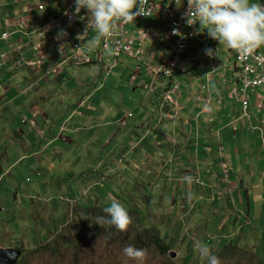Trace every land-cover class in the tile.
<instances>
[{
	"label": "rangeland",
	"instance_id": "obj_1",
	"mask_svg": "<svg viewBox=\"0 0 264 264\" xmlns=\"http://www.w3.org/2000/svg\"><path fill=\"white\" fill-rule=\"evenodd\" d=\"M23 1L10 0L19 5ZM250 2L256 3L252 0ZM149 26L157 28L159 25L148 22ZM131 27L134 29L133 25ZM160 34L167 36V31L162 29ZM165 42L169 43L170 37ZM3 44L0 43V50L6 51ZM149 44L146 42V50ZM154 50L156 55L151 62L148 54L141 59L123 56L119 64L114 66V60L105 55L108 58L104 70L98 64L76 67L75 72L72 68L69 70L70 76L78 75L74 78H79L80 74L85 77L89 75L105 85L100 95H105L106 101H97L96 96L87 105L99 106L100 102L101 111L110 112L111 126L103 128L105 136L109 133L115 137L109 146L104 148L102 141L94 146L86 143L85 147L76 144L67 147L65 143H57L44 151V145L40 144L21 160L18 156L23 155V149L15 150L17 163L0 185V246H21L25 253L21 264H134L124 257L122 249L129 244L135 247L138 243L144 244V234L135 243L137 225H140L136 219L138 215L133 214V225L126 235L113 229L108 234L87 235L85 231L87 223L93 226L98 217L93 214L87 222L86 211L93 209L99 213L110 206L113 197L123 203L129 212L140 213L142 225L153 228V233L161 232V236L170 245L167 254H163L154 244L141 247L148 250L146 264H207L195 250V241L208 244L221 264H264V142L260 139L261 135L249 142L248 148H243L244 143H237L242 146L240 150L236 148L234 151L232 145L224 144V154H228L231 164L216 165L208 174L204 168L194 177L190 173L189 177L193 178L191 183L184 179V166H180V172H175L174 168L178 162L185 163L191 150L176 147L171 152L167 143L164 148H160L159 132H156L153 141L158 145L155 148L159 150L160 157L154 155L155 150L150 152L147 149L146 142V146L139 144L141 137L146 136V141L151 137L147 138L146 132L138 126L147 124L148 128L154 127V124H150L154 118L155 124L166 131L171 126L177 125L180 130L187 126L184 124V111H178L175 120L170 121L177 110L173 104L164 102L160 93L162 88L173 82V85H180L182 93L186 85L199 90L202 86L201 78L206 81L208 75L211 77L220 73L216 71L219 66L214 69L207 61H188L197 65L194 68L200 73L199 77L193 76V69H189V63L182 58L172 78L154 76L148 65L151 63L153 67H159L162 64L159 57L167 59L171 52L166 48L161 49L159 45L154 46ZM0 60H3L1 53ZM216 64L219 65L218 59ZM138 65L140 76L135 78L132 71ZM108 66L112 70L109 71ZM35 78L38 82L35 88H39L44 81L38 75ZM192 79L196 80L195 86H191ZM151 86L155 87L154 91ZM209 89L206 87V95ZM191 95L194 96L193 93ZM57 96L52 106L61 110L63 97L60 94ZM69 96H72L71 93ZM10 98L1 100L0 106H6L4 109H19L20 116L11 119L13 127L21 123L23 115L31 113L32 109L40 105L32 107L29 104L31 97L20 95L14 104ZM172 98V102L177 100L176 94ZM225 98L227 103L229 96ZM252 100H255V95ZM22 101L30 106L25 112ZM261 103H264V95L259 105ZM231 106L230 100V109ZM259 111L258 106L255 112L258 114ZM186 115L191 118L196 114L190 112ZM66 125L65 122L63 128ZM206 125L207 122H202L199 128H195V132ZM9 126L7 115L0 112V136L9 134L4 130ZM29 128V124L23 126L25 131L33 132ZM38 134L43 137L40 132ZM84 136L89 137L85 133ZM12 137L15 139L13 143L20 145L21 137L13 133ZM1 143L3 140H0ZM36 153L40 154V158L50 155V162L45 160L41 164V159L33 155ZM108 153H111L112 158ZM195 153L192 152L193 157H196ZM101 158L105 166L97 167V161ZM195 164L203 166L197 159L193 162ZM193 165L188 169L193 170ZM196 169L199 170V167ZM218 171L225 181L217 175L209 176ZM172 253L176 255L175 258Z\"/></svg>",
	"mask_w": 264,
	"mask_h": 264
},
{
	"label": "crops",
	"instance_id": "obj_2",
	"mask_svg": "<svg viewBox=\"0 0 264 264\" xmlns=\"http://www.w3.org/2000/svg\"><path fill=\"white\" fill-rule=\"evenodd\" d=\"M252 1L261 4L260 0ZM33 9L34 0H29L27 2L24 0L20 5L18 2L11 3L10 0H0V37L5 32L9 34L6 39H0V43H5L3 45L6 47V51L0 50L3 58L2 62H0V102L3 99L11 97L10 100L14 104L19 100V96L21 95L22 97L26 96V98L31 97V102L29 104H32V107L40 104L38 107L32 109L31 113L23 115L21 123L19 122L15 127L11 125V119L15 116H20L19 109L11 107L4 109L6 106H0V112L7 115L10 123V126L4 129L5 132L9 134L5 135V137L0 136V140H3V143L0 144V177L2 176L0 185L5 181V178L11 174L10 170L13 169L17 163L16 159L18 157L19 160L25 158L27 154L34 152L35 148L38 145L40 146V144L44 145V151H47L50 145L57 143H65L67 147H71L74 144L78 147H85L87 146L86 143H90V146H94L98 141H102V146L106 148L115 138L109 133L105 136L103 131L104 127L109 128L111 126L110 120L112 119L109 117L110 112L103 113L101 111L102 103L100 102L106 101V98L105 95H100V91L105 87V85H101L100 80L92 78L89 75L85 77L83 74H80L79 78H74L78 75L70 76V68H72L73 71L76 70V66L74 65L64 67L62 70H59L57 73H52L48 77L46 75V70L49 69V63L42 69L35 70L26 67V57L30 59V54L26 52L30 41L26 37V23L28 24L30 21L29 17L33 16ZM219 48V65L216 64L214 67H211L217 69V66H219L216 71L218 72L219 70L220 73L214 74L211 77L208 75L206 81L201 78L202 86L199 90H196L195 87L190 88V86L186 85L183 93L181 92L176 96L177 100L173 102L175 104L173 105L175 110L185 112L183 116L185 120L184 124L187 125L185 128L180 130L177 125L171 126L167 132L165 128H161L158 124H155V118L150 122V124L155 125L154 127L148 128L147 124H140L138 126L141 130L146 132L147 138H149V136L151 137L148 141H146V136L141 137L139 144L146 146V144H144L146 142L148 146L147 149L150 152L155 150L153 153L156 157L161 156L158 152L159 150L155 148L158 145H155V141H153L156 132H159L160 148H164L167 143L171 152H173V149L176 147L191 150L189 158L185 160V163L181 161L182 163L178 162L177 166H174L176 169L175 172H180V166H184L185 169H183V172L185 177H189L190 173L194 177L195 174H199L200 171H203L202 168L205 169L204 171L207 170L206 173L208 171L211 173L213 167L216 165H230L228 154H224L223 145H232L234 151L236 148L240 150L242 147L237 145V143H244L245 146H243V148H248L249 142H253L252 140L255 137L258 135L260 136L259 131L256 129L257 126L261 125L264 127V103L259 105V101H262L264 95V87L258 88L255 93V100L252 102L250 117L236 122L235 124H238V126L234 125V120L241 112L239 98L233 94V82L238 77L239 72L234 66L233 60L229 58V53L226 48ZM146 51L150 56L149 62H151L156 55L152 41H150ZM191 53L192 52L184 59L186 62L196 61L190 58L192 57ZM222 53L224 54L223 57ZM191 62L188 63L189 69H193L192 75L199 77L200 73L198 69L194 68L197 67V65H193ZM224 64L228 65L227 69L223 67ZM98 65L101 66L100 64ZM181 71L184 75L188 76L183 70ZM36 75L42 79L41 81H44L40 84L39 88H35L38 84L35 78ZM137 76H140V74ZM192 82L191 86H195L196 80L192 79ZM54 85H56L55 88L53 87ZM169 86L170 83L165 88H162L163 90L160 89L162 97ZM206 87L210 88L208 95H206ZM230 87L231 89H229ZM154 90L155 87L153 86L152 91ZM70 93L75 99L69 96ZM192 93L195 97L191 95ZM57 94L63 97L60 102V106L62 107L61 110L55 109V105L52 106L57 100ZM96 96H98L97 101H100L98 103L99 106L87 105L88 102ZM225 96H229V101L227 103L225 102ZM230 100L232 101L231 109ZM192 103L195 104L191 106ZM22 104V108L24 109L23 112H25V109L30 106L26 104L25 101H22ZM48 105H50V107H46ZM258 106L260 111L257 114L255 108ZM151 108H153V105H151ZM152 112L156 113L155 110ZM190 112H192V114L194 112L196 115L189 118V115L186 114ZM27 115L32 116V118L29 119ZM63 119L65 120L62 121ZM24 120H26L25 123L23 122ZM117 120L119 119L115 118V121ZM173 120L175 119H170V121ZM204 121L207 122V125L203 126L201 130L198 129L196 133L195 128H199L200 124ZM32 122H35V125H33ZM65 122L67 125L63 128ZM28 124L31 125L29 129H32L33 132L23 129V126ZM38 132H40L43 137H40ZM178 132H180V134ZM12 133L13 135L17 134V136L21 137L20 145L13 143L15 139L12 137ZM84 133L89 135V137H85ZM9 138H11V141H8ZM102 139H104V141ZM260 139L262 140V138ZM180 142H182V144H180ZM20 148L23 149L24 153H22V156L19 155L16 157L15 150ZM193 151L196 152V157L192 156ZM33 155L37 159H41V164H44L45 160H47L48 163L50 162V155L44 158H40L39 153ZM108 156L112 158L111 153H108ZM196 159L199 164H203L202 167L196 164L193 165ZM192 165L194 169L189 170L188 168H191ZM96 166H105L104 160L102 158L99 159ZM197 167H199V170L196 169ZM219 171L209 176L213 177L217 175L221 177L222 181H225V178L220 175ZM72 175L74 176L73 173Z\"/></svg>",
	"mask_w": 264,
	"mask_h": 264
},
{
	"label": "built area",
	"instance_id": "obj_3",
	"mask_svg": "<svg viewBox=\"0 0 264 264\" xmlns=\"http://www.w3.org/2000/svg\"><path fill=\"white\" fill-rule=\"evenodd\" d=\"M34 1L33 16H30L29 23H26V37L30 40L26 50L30 54V59L26 57V67L35 70L42 69L49 63V69L46 70L47 77L72 65L88 67L98 63L104 70L108 57L114 60V66L119 64L123 56L141 59L145 54H148L146 42H163L167 37H170L171 45L168 58L164 59L161 56L159 59L162 64L159 67H153L151 63L148 65L149 71L154 76L172 78L174 70L182 58L186 59L190 52H192L190 58L207 61L213 67L216 65V59L219 61L220 58L217 41L211 39L206 30L201 29L198 22L199 17L191 18L194 24L187 23V0H148V5L152 9L151 16H139L136 18L135 24L122 25V30L125 33L123 37L119 35L108 37L101 42L99 47L85 44L88 38L95 35V32L89 23L91 17L86 9H82L78 15L74 14V0ZM260 3L264 5V0H260ZM148 22L159 26L157 28L155 26L148 27ZM145 23L146 25H144ZM132 25L134 29L131 27ZM87 26L88 32L83 36ZM143 26L145 27L143 28ZM36 29L44 32L45 36L42 38L39 33H34L33 31ZM162 29L167 31V36L160 34ZM61 32L66 35L61 36ZM8 35L5 32L0 39H6ZM61 46H63L62 50H60ZM209 48L214 52L218 51L213 56H209L205 52V49ZM225 48L239 72L233 82V94L239 98L241 104L240 115L233 122L238 126L235 124L236 122L250 117L253 95L258 88L264 87V45L247 57L238 55L236 51L226 46ZM105 55L108 57L105 58ZM223 67L227 69L228 65L224 64ZM108 70H112V67L108 66ZM138 74H140L139 65L132 71L135 78ZM180 89V85H173L171 82L169 88L164 92V102L175 105L172 102L173 98H170L173 94L178 96L181 93ZM177 113L178 111L175 112L176 115ZM175 114L173 118L176 117ZM25 121L23 122L25 123ZM32 124L35 125V122ZM256 129L264 141V128L259 126Z\"/></svg>",
	"mask_w": 264,
	"mask_h": 264
},
{
	"label": "clouds",
	"instance_id": "obj_4",
	"mask_svg": "<svg viewBox=\"0 0 264 264\" xmlns=\"http://www.w3.org/2000/svg\"><path fill=\"white\" fill-rule=\"evenodd\" d=\"M187 3V23L192 25L194 23L191 18L199 17L201 29L206 30L208 36L219 45H225L236 51L238 55L245 57L251 56L255 50L264 45V5L251 3L250 0H187ZM74 6V14L78 15L82 9H86L91 17L89 23L95 35L88 38L85 43L91 47H99L108 37L117 35L123 37L125 33L122 25L135 24L137 17H148L152 12L148 0H74ZM33 32L39 33L42 38L45 36V33L39 29ZM87 32L88 26L83 36ZM63 35L66 33L61 32V36ZM62 48L63 46L60 50ZM205 52L209 56L216 53L210 48L205 49ZM1 178L2 176L0 180ZM184 179L191 183L193 178L185 177ZM1 197L0 194V200ZM103 213L105 215L96 218V224L100 227H114L119 232H127L133 225V217L128 208L114 197L110 200V206L103 208ZM194 248L200 259L207 264H221L219 257L213 254L208 244L195 241ZM12 249L18 250L14 246ZM122 252L124 257L133 261L134 264H146L149 255L146 248H137L131 244L126 245ZM21 253L23 254L19 261L25 254L22 251Z\"/></svg>",
	"mask_w": 264,
	"mask_h": 264
},
{
	"label": "trees",
	"instance_id": "obj_5",
	"mask_svg": "<svg viewBox=\"0 0 264 264\" xmlns=\"http://www.w3.org/2000/svg\"><path fill=\"white\" fill-rule=\"evenodd\" d=\"M153 45L156 46V45H159L161 49H170L171 45H170V42L166 44L165 41L161 42V41H158L157 43L156 42H153ZM98 215V216H102V215H105L103 213V210H101L99 213H96L93 209L92 210H88L86 211V216L88 218L87 222L89 220H91V216L92 215ZM130 214L131 216L134 218L133 214H136L138 215V217L136 218L138 220V223L140 225H137V229H138V236L136 238V242L135 243H138L139 240L142 239V235L145 236V240H144V244H140L138 243L136 246L137 247H150L151 245H156L157 248H159L163 254H167L170 250V245L169 243L167 242L166 238L162 237L161 236V232L159 234H156V233H153V228H145L142 223H143V220L141 219L140 217V213H138L137 211H130ZM141 226V228H140ZM113 229V231H117L114 227H100L98 224H96V221L93 223V226H90L89 223H87V225L85 226V231H86V234L87 235H91V234H97V233H105L108 234L109 231ZM127 232H124L123 234L126 235ZM188 259L186 258V261Z\"/></svg>",
	"mask_w": 264,
	"mask_h": 264
},
{
	"label": "water",
	"instance_id": "obj_6",
	"mask_svg": "<svg viewBox=\"0 0 264 264\" xmlns=\"http://www.w3.org/2000/svg\"><path fill=\"white\" fill-rule=\"evenodd\" d=\"M22 254L20 250L0 248V264H17ZM172 257L176 255L172 253Z\"/></svg>",
	"mask_w": 264,
	"mask_h": 264
},
{
	"label": "flooded vegetation",
	"instance_id": "obj_7",
	"mask_svg": "<svg viewBox=\"0 0 264 264\" xmlns=\"http://www.w3.org/2000/svg\"><path fill=\"white\" fill-rule=\"evenodd\" d=\"M14 247L17 248L18 250H21L23 252V248H21L20 246L14 245ZM21 261L22 260H20L17 264H21Z\"/></svg>",
	"mask_w": 264,
	"mask_h": 264
},
{
	"label": "bare ground",
	"instance_id": "obj_8",
	"mask_svg": "<svg viewBox=\"0 0 264 264\" xmlns=\"http://www.w3.org/2000/svg\"><path fill=\"white\" fill-rule=\"evenodd\" d=\"M4 249H12V247H4Z\"/></svg>",
	"mask_w": 264,
	"mask_h": 264
}]
</instances>
